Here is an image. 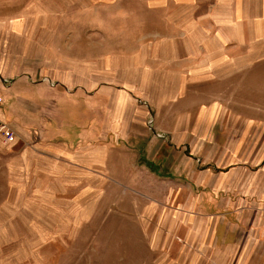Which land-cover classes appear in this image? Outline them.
<instances>
[{
	"label": "rangeland",
	"instance_id": "374dc122",
	"mask_svg": "<svg viewBox=\"0 0 264 264\" xmlns=\"http://www.w3.org/2000/svg\"><path fill=\"white\" fill-rule=\"evenodd\" d=\"M64 2L0 1L2 21L33 28L26 76L40 90L30 99L59 85L65 96L48 110L65 142L34 126L31 142L0 151V264H264V55H231L217 73L188 78L174 76L176 63L147 61L141 98L125 103L133 120L113 125L118 96L102 82L124 46L99 30L97 139L78 141L76 95L94 92L75 87L72 69L90 16ZM10 52L0 47L14 65Z\"/></svg>",
	"mask_w": 264,
	"mask_h": 264
},
{
	"label": "crops",
	"instance_id": "0c3cea01",
	"mask_svg": "<svg viewBox=\"0 0 264 264\" xmlns=\"http://www.w3.org/2000/svg\"><path fill=\"white\" fill-rule=\"evenodd\" d=\"M68 5L74 7L75 13L90 16V21L79 23L82 30L89 32L77 36V42L83 43L84 48L78 54L80 63L72 69L75 87L94 92L76 95L79 111L74 132L78 141L97 139L99 67L94 46L98 44L99 30H105V38L111 43L116 40V45L124 46L121 53L119 50L108 60L111 64H107L109 69L102 82L107 92L118 96L112 100V112L116 110L113 125L133 120V113L125 111V103L128 95L141 98L147 67L143 63L147 61L159 62V65L176 63L174 76L188 78L217 73L231 61V55L238 56L237 62L243 58L257 59L259 53L264 55V0H70ZM102 13L105 18L99 19ZM9 19L0 18V47L9 45L14 55L11 62L15 64H8L9 60L1 53L0 121L19 137L1 150L13 148L20 138L31 142L34 137L29 130L33 131L34 126H40L42 137L47 136L50 142H65L62 129L55 125V117L48 113L54 103L59 106L60 100L65 99L61 87L49 89L40 104L30 99V95L40 90L39 86L30 85L26 76L31 72L28 62L33 28L26 20ZM43 26L46 30L55 29L48 23ZM61 28L59 25L58 30ZM118 39L122 41L117 42ZM76 74L78 80L74 79ZM4 78L15 80L6 88ZM72 80L65 78L62 82L70 85ZM9 103L15 108L6 112L5 106ZM39 105L43 109L41 116ZM62 152L65 153L64 147Z\"/></svg>",
	"mask_w": 264,
	"mask_h": 264
},
{
	"label": "built area",
	"instance_id": "2783aa9c",
	"mask_svg": "<svg viewBox=\"0 0 264 264\" xmlns=\"http://www.w3.org/2000/svg\"><path fill=\"white\" fill-rule=\"evenodd\" d=\"M8 83L7 80H3V84ZM1 112V106H0ZM18 138L17 133L12 130L6 123L0 121V150L2 147L9 145Z\"/></svg>",
	"mask_w": 264,
	"mask_h": 264
}]
</instances>
